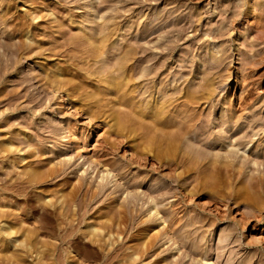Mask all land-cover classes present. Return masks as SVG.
<instances>
[{
	"label": "rangeland",
	"instance_id": "374dc122",
	"mask_svg": "<svg viewBox=\"0 0 264 264\" xmlns=\"http://www.w3.org/2000/svg\"><path fill=\"white\" fill-rule=\"evenodd\" d=\"M143 29L147 32H144L146 35L140 33L144 35L140 43L150 46V54L145 56L150 60L134 64V60L129 59L128 64L140 69L163 56L161 61L166 67L155 82L143 79L139 71L133 76L138 91L142 88L141 93H136L139 102L151 98L150 85L159 92L163 90L164 95L153 88V96L159 98L174 91L172 99L175 101L171 99L173 105L166 111L179 120L190 119L191 128L182 136L194 135L193 125L202 123L203 119L209 122L210 128H215L213 133L209 131L214 134L213 138L216 140L222 135L226 142L210 149L211 154H215L212 158L222 150L219 154H224L228 160L230 157L224 149L237 147L234 150L237 165L243 166L245 160L249 162L243 174L257 173L258 169L264 174V160L254 159L256 156L243 157L251 151L257 137L264 141V128L256 127L257 123L264 122V0H0V264H201L202 259L204 264L208 259L216 264H241L247 254L254 257L252 262L255 263L259 254L264 255L263 246L246 245L253 235L249 227H245V219L240 218L247 210L243 193L250 189L243 183L246 181L240 174L242 167L237 172L230 171L225 161L222 165L219 163L217 156L211 163L189 158L186 166L188 163L185 165V160L178 155L181 147L176 148V152L163 143H159L161 147L156 146L157 143L154 146L144 142L143 145L141 141L142 147L138 141L139 151H135L127 117V123L126 119L123 121L126 125L121 124L125 129L119 127L120 124L118 127L111 124L107 115L97 117L99 126L89 139L88 152L84 148L79 153L74 147L75 140L79 142V139L73 140L72 134L79 131L85 115L81 112L83 116L80 113L72 116L73 113H66L67 107H57V94L61 93L67 101L72 100L75 109L83 106L84 101L97 100L101 94L96 92L102 90L94 88L97 72L113 66L111 62L114 64L123 51H128L130 42L139 39ZM98 44L106 46L96 53V46L94 49L92 46ZM221 54L223 60L218 59ZM246 55L250 57L249 65ZM90 66L95 69V75ZM51 69L66 78L64 81L60 75L59 81L63 82L58 85L64 87L57 85L63 90L54 92L56 96L45 83L46 79H42L46 70ZM114 74L119 76L120 72L116 70ZM242 75H248L252 81L250 97L246 99L243 98L246 82L242 78L232 81ZM112 81L108 90L113 89V83L115 85V80ZM204 82L212 94L208 98L199 92L205 88ZM185 93L199 99L189 102ZM246 102L261 110L263 116L252 122L254 129L243 125L247 121L245 114L250 112L244 108ZM174 103L180 106L177 110ZM24 117L28 119L23 121ZM69 118L78 119L73 129L68 125ZM11 120L15 127L9 131L5 124ZM107 120L110 126L115 124L117 128L105 126ZM139 126L142 128L141 124ZM86 128L82 130L88 131ZM107 128L110 134L114 131L111 138L116 139L117 146L111 141L105 146L113 145L105 149L106 153L101 151L97 159L110 157L112 164L115 161L121 164L115 165L118 169L111 167L109 172L115 175L108 177L103 175L107 172L105 166L89 158L93 154L96 133L103 135L106 130L109 135ZM18 130L41 131L32 143L21 145L19 154L6 149L5 143L12 137L15 142L23 138L22 134L18 138ZM211 134L210 139L215 141ZM244 135L249 142L246 146L238 144ZM119 136L125 137L126 143L123 140L120 143ZM227 141L238 145L227 147ZM160 147L162 151L158 155ZM21 155L26 159L22 161ZM218 163L221 169L223 164L226 168L220 170ZM60 167H64L63 170L56 173ZM155 208L160 219L154 215ZM257 231L264 238V220ZM262 258L264 260V256Z\"/></svg>",
	"mask_w": 264,
	"mask_h": 264
},
{
	"label": "bare ground",
	"instance_id": "6f19581e",
	"mask_svg": "<svg viewBox=\"0 0 264 264\" xmlns=\"http://www.w3.org/2000/svg\"><path fill=\"white\" fill-rule=\"evenodd\" d=\"M257 26V25H256ZM262 27V26H261ZM145 28V27H144ZM147 28V27H146ZM261 29V28H260ZM263 29V28H262ZM259 30V29H258ZM149 31V30H148ZM144 32L146 33L147 32V29H143V32H139V34L140 33H143L144 34ZM260 34V33H259ZM142 34H140V36H141ZM144 35H146V34H144ZM144 35L143 36H141L139 39H135V41L133 40L132 42H133V44H132V42H130L131 43V45L129 46L130 48L129 49H127L128 51H123V54H122V56H119V57H121V58H119V59H117V60H115L116 62L113 64V62H111L112 63V65L113 66H111L110 68H107V69H104V70H100V71H98L97 69V74L98 75H96L95 77V79L94 80H96L95 81V85L96 86H94V88L96 89V88H99V90L100 89H102L101 91H99V93L98 92H96V94H101L100 95V97H99V95H97L99 98L96 100V98H95V101H93V102H86L85 103V101H84V104H83V106L81 105V107L79 108V109H77V107H76V109H75V107H74V105L72 104V102L71 101H67L66 100V98L60 93V94H57V99L59 100V104L57 105V107H67V109H68V112H66V113H73V115L72 116H78L79 114L78 113H80V115H81V112L83 113V115H85V116H83V115H81V116H83L84 117V121L81 123V125H79V131L78 132H74L72 135H74V136H72V137H74V139L73 140H75V138H77V139H79V142H77L78 140H75L76 142H74L75 144V148H77V150H78V152L80 153V151L82 150V149H84V148H86V151H87V149L89 148V145H91V143L89 142L90 140H91V138L93 137L92 136V134H93V130H95V128H97L98 126H99V124H98V121L99 120H97V117H101V116H106L107 115V118L106 119H108V116L110 117V119H111V121H112V123L111 122H109L108 120H107V122L109 123H107V124H105V126L107 125V126H110V123L111 124H113V123H115L116 125H117V127H118V124H120L119 125V127H121L122 125L121 124H123L124 122L125 123H127V119L129 120L128 121V123H130L131 124V127H128V128H131L130 129V131H131V138H132V148H134V150L136 151V150H138V146H139V144H141L142 145V142H143V145H144V142L148 145V144H150L151 143V145H154V143H157L156 144V146H158V145H160L159 143H161V145H162V143H163V145H164V147H167V148H172L173 150H176V152H177V149H179L180 147H181V149L180 150H178V155L180 156V159L181 160H187V159H189V158H191V159H195V160H197V158H199V160H200V158L202 159L201 161L203 162H213V160L212 159H214L216 156V158H217V160H219V163L222 165V162H224V164L225 165H227L226 167H228V168H226V167H224L225 165L223 164V169H230V171H231V169H232V171L233 170H238V168H240V167H242V168H240V169H242V172H240V170H239V172H240V174L241 175H244V177H245V181L246 182H243L244 183V185L246 184V186L248 185V187L250 188V189H252V188H254L255 190H253L255 193H256V195H254L255 197H256V201H254L253 200V193L254 192H251V190L250 189H248L247 191H244L245 193H243L244 194V197L243 198H245V202H246V204H245V206H247V210L245 211H243L242 212V214H240L241 215V217L240 218H244L245 219V221H244V219H242L244 222V224H245V227H249V230H250V232L252 233V241H250V242H248V243H246V245H247V247L248 246H251L252 248L253 247H255V248H259L260 246H263V248H264V238L263 237H260V234H259V231H257V229L260 227V222H262V220H264V218L262 217L263 216V214H264V174H263V172H259L260 170L258 169V172L257 173H249V174H243L244 172V168H246L247 169V166H246V163H249V162H247L246 160H245V162L243 163V162H241V163H243L244 165L242 166V164H240L239 163V165H241L240 167L237 165V163L238 162H236L235 161V157H236V152H234V150H236L237 149V147H236V149H234L233 147L230 149L228 146H231V145H236L237 143H230L229 144V142L227 141V149H224V151L226 150V153H227V155H228V157H230L228 160H225L226 158H224L223 156H225L224 154L221 156V154H219L220 153V151H222V150H220L219 151V153H216V156L214 157V158H212V155L214 154H211V152H210V149H213V148H215L216 146H219V145H224V143H226V142H224L225 140H222V135H220V136H218V138L215 140L214 138H213V135L209 132V131H211L212 133H213V131H215L212 127L210 128V124H208L209 122H206V121H204L203 119H202V123H199V124H197V125H193V122H192V125H193V129L194 130H196V132L194 133V135H189V136H186V137H184V136H182L183 135V133L186 131V132H188L187 131V129H189V127L191 126V122H190V119H181V120H179L177 117H174V115H170V114H167V111H166V109H167V107H169L170 105H173V102H171V99L173 98L172 96H173V92L171 93V91H170V93L171 94H169L168 96L165 94V96L166 97H164V96H162L161 97V95H159L160 96V98L157 96L156 97V95H154L153 96V94H155L154 93V90L157 88V87H153V88H155V89H153L152 88V86L150 85V86H148V90L150 91V92H148L149 94V96L151 95V98L149 99V100H147L146 102H145V100L148 98L147 96L148 95H146L145 97H147L145 100H144V102L142 101L141 103L139 102L140 100L139 99H137V97H136V93L138 92L139 93V91H140V93H141V90H142V88H141V90H139L138 91V86L136 85V83H135V81H134V75L135 74H137V72L139 71V73H141V76L143 77V79H153V81L155 80L156 81V79H158L159 80V78H160V76L164 73L163 72V70H164V68L166 67V64H165V62H163V61H161V59L163 58V56H162V58L161 59H158L157 60V58H156V60L157 61H155V62H153L152 61V63H150V65H148V66H146V67H144V68H138L139 66H137L136 68H133V67H131L130 66V64H128V60L130 59H132V60H134V64H136V62L137 61H143L144 59L147 61V60H150V59H146L147 57H148V54H150L149 52L151 51V48H150V46H148V44H142V42L140 43V39H144L143 37H144ZM149 36V35H148ZM259 37V36H258ZM144 42H145V40H144ZM99 43V42H98ZM92 44V43H91ZM97 44V43H96ZM95 46H96V53H99L98 51H99V49H101L102 47H104V46H106V45H104V44H98V45H94V46H92V49H94L95 48ZM174 46V45H173ZM94 47V48H93ZM112 47V46H111ZM170 47V46H169ZM109 48V47H108ZM104 49V48H103ZM110 49V48H109ZM102 50V49H101ZM100 50V51H101ZM167 51V50H166ZM101 52H105V50L104 51H101ZM162 52V51H161ZM93 53V52H92ZM91 54V53H90ZM93 55V54H92ZM159 55V54H158ZM89 56V55H88ZM91 56V55H90ZM95 56V55H94ZM93 56V57H94ZM145 56H146V58H145ZM225 56V55H224ZM247 56V55H246ZM245 56V60L247 61L246 62V64L247 65H249V62L251 63V61L249 60L250 59V57H246ZM96 57V56H95ZM94 57V58H95ZM157 57V56H156ZM227 57V56H226ZM92 58V57H91ZM98 58V57H97ZM155 58V57H154ZM153 58V59H154ZM152 59V60H153ZM219 60H223L224 59V57H223V55L221 54V56L218 58ZM93 60V59H92ZM252 60V59H251ZM97 61V60H96ZM106 62V61H105ZM98 63V62H97ZM96 63V64H97ZM139 63L140 62H138V64L137 65H139ZM143 63H144V61H143ZM148 63V64H149ZM106 64H107V62H106ZM108 65V64H107ZM110 65V64H109ZM182 65V64H181ZM93 66V65H92ZM103 66V65H102ZM136 66V65H135ZM245 66V65H244ZM54 67H56V66H54ZM84 67V66H83ZM185 67V66H184ZM53 68V67H52ZM89 68V67H88ZM87 68V69H88ZM90 68H91V66H90ZM89 68V69H90ZM93 68V67H92ZM92 68H91V71L93 72V71H95V69L94 70H92ZM98 68V67H97ZM106 68V67H105ZM169 68H171V67H169ZM6 69V68H5ZM88 69V70H89ZM248 69V68H247ZM87 70V71H88ZM116 70H118L119 72H120V74H118L119 76H115V74L113 75V71H116ZM209 70V69H208ZM91 71H90V73H91ZM141 71V72H140ZM4 72V71H3ZM89 72V71H88ZM163 72V73H162ZM1 73V72H0ZM40 73L41 72H39V75H40ZM46 74H44L43 76H42V79L44 78V80L46 79V84L49 86V88H51L52 89V91H53V93L55 92V93H59V92H61L62 90H60L59 89V87L58 86H60L62 83H61V81H62V79H61V81H59L60 80V78L62 77V75H61V73H59V72H56V70L54 71L53 69H51L50 71H47L46 70V72H45ZM64 73V72H63ZM94 73V72H93ZM93 73H91V74H93ZM115 73V72H114ZM151 74V75H150ZM208 74V73H207ZM60 75H61V77H60ZM94 75H95V73H94ZM139 75V74H138ZM140 76V75H139ZM236 76H238V75H236ZM60 77V78H59ZM136 77H137V75H136ZM183 77V76H182ZM207 77V76H206ZM63 78V77H62ZM115 78V79H114ZM166 78V77H165ZM243 79V81L244 82H246L245 84V89H244V94L246 95V96H243V98L245 97V99L246 98H248V96L250 95V91H251V80H250V78H249V76L248 75H242V76H239V77H237V78H233V80L232 81H237V80H240V79ZM252 78V77H251ZM64 79V78H63ZM116 79H117V81H116ZM130 79L132 80V82L130 83ZM137 79V78H136ZM135 79V80H136ZM138 79H139V77H138ZM164 79V78H163ZM21 80V79H20ZM112 80H115V85H114V83H113V89H112V87H111V89L110 90H108V85L110 86V82H113ZM162 80V79H161ZM209 80V79H208ZM17 81H19V80H17ZM22 81V80H21ZM21 81H19V82H21ZM40 81V80H39ZM42 81V80H41ZM57 81H58V83H57ZM64 81H66V78L64 79ZM141 81H144V80H141ZM141 81H140V83H141ZM154 81V82H155ZM163 81V80H162ZM203 81V80H202ZM63 82V81H62ZM161 82V81H160ZM209 82V81H208ZM207 82V83H208ZM60 83V85H58ZM172 83H173V81H172ZM199 83H201V82H199ZM203 83V82H202ZM66 84V83H65ZM67 84H69V83H67ZM93 84V83H92ZM112 84V83H111ZM204 84H205V82H204ZM58 85V86H57ZM63 85H64V83H63ZM86 85H88V84H86ZM146 85V84H145ZM147 85H149V83L147 84ZM146 85V86H147ZM158 85H159V83H158ZM200 85V84H199ZM60 87H64V86H60ZM85 87V86H84ZM90 87V86H89ZM178 87V86H177ZM205 88H201V91H199V92H201V95H207L206 97L208 98V96H210V95H212V94H210L209 93V91L210 90H208L209 89V86L208 85H206L205 84V86H204ZM91 88V87H90ZM104 88V89H103ZM147 88V87H146ZM146 88H144V89H146ZM160 88V90H161V87H159ZM83 89H85V88H83ZM93 89V88H92ZM92 89L90 90V92H92ZM158 89V88H157ZM156 89V90H157ZM179 88H177L176 90H178ZM215 89V88H214ZM50 90V89H49ZM67 90V89H66ZM81 90V89H80ZM14 90H12V92H13ZM77 91V90H76ZM86 91V90H85ZM94 91V90H93ZM158 91V94L159 93H162L163 92V90H161L160 92H159V90H157ZM84 92V91H83ZM82 92V93H83ZM146 93H147V89H146V91H145ZM145 92H143V94L145 93ZM176 92H178V91H176ZM193 91L191 90V92L190 93H192ZM198 92V91H197ZM54 93V94H55ZM73 93V92H72ZM137 93V94H138ZM179 93H180V91H179ZM195 93V92H194ZM242 93H243V91H242ZM163 94V93H162ZM241 94V93H240ZM11 95V94H10ZM18 95V94H17ZM84 95V94H83ZM82 94H81V96H83ZM92 96H93V94H91ZM95 95V94H94ZM141 95V94H140ZM164 95V94H163ZM185 95H186V93H185ZM184 95V96H185ZM190 94H188L187 93V95L185 96V97H187L186 99H188L187 101H195V100H198L199 99V97L197 96V97H190L189 96ZM194 95V94H193ZM202 96V97H205V96ZM12 96H14V95H12ZM20 96V95H19ZM18 96V97H19ZM55 96H56V94H55ZM73 96H75V95H73ZM80 96V97H81ZM11 97V96H10ZM9 97V98H10ZM16 97V96H15ZM76 97V96H75ZM74 97V98H75ZM77 97H78V95H77ZM76 97V98H77ZM144 97V98H145ZM190 97V98H189ZM201 97V98H202ZM250 97V96H249ZM94 98V97H93ZM210 98V97H209ZM230 98V97H229ZM16 99V98H15ZM83 99V98H82ZM174 99V98H173ZM172 99V100H173ZM206 99V98H205ZM250 99V98H249ZM12 100H14L13 98H12ZM17 100H19L18 98H17ZM69 100V99H68ZM75 100V99H74ZM78 100V99H77ZM86 100V99H85ZM1 101V100H0ZM40 101V100H39ZM42 101V100H41ZM83 101V100H82ZM128 101V102H127ZM173 101H175V100H173ZM246 101V100H245ZM11 103L13 102V101H10ZM9 102V103H10ZM15 102H16V100H15ZM210 102V101H209ZM74 103V102H73ZM188 103V102H187ZM1 104H2V102H1ZM75 104V103H74ZM245 104V103H244ZM249 104V102H246V104H245V106H244V108L245 109H247V110H249L250 112H247L246 114H245V117L247 118V121H246V123L245 124H243V125H245V127L246 128H251V129H254L255 127L253 126V123H254V121H256V120H260V118H262L263 116L262 115H260L261 114V110H258V109H255V108H252L250 105H248ZM117 105H119V107H117ZM143 105H145V107H143ZM174 105H175V107H174V110H175V108H176V110L178 109V107H180L178 104H175L174 103ZM243 105V104H242ZM13 106V105H12ZM11 106V107H12ZM40 106H42L41 105V103H40ZM77 106V105H76ZM120 106H121V108H120ZM122 106H123V108L124 107H126V109H125V111H124V109H122ZM173 108V107H172ZM172 108H170V110L172 109ZM190 108V107H189ZM180 109H182V108H180ZM35 110V109H34ZM74 110H76V112L74 111ZM170 110H169V113H170ZM173 110V109H172ZM187 110V109H186ZM189 110V109H188ZM172 112V111H171ZM174 112V111H173ZM180 112V111H179ZM186 112V111H185ZM188 112V111H187ZM33 113V112H32ZM154 113V114H153ZM176 113V112H175ZM174 113V114H175ZM199 113V112H198ZM264 113V112H263ZM62 115H64V114H62ZM205 115V114H204ZM175 116H180V115H176L175 114ZM185 116V115H184ZM126 117H127V119H126ZM198 117H199V115H198ZM207 117H209V116H207ZM183 118V117H182ZM186 118V117H185ZM195 118H197V117H195ZM2 119V118H1ZM28 118L27 117H24L23 118V121H26ZM53 119V118H52ZM68 119V118H67ZM103 119V118H102ZM126 119V121H124ZM20 120V119H19ZM50 121H51V119H49ZM69 123H68V125L73 129V127L72 126H74V127H76V124H77V122H78V119H71V118H69ZM3 121V120H2ZM49 121V122H50ZM106 121V120H105ZM114 121V122H113ZM124 121V122H123ZM199 121V120H198ZM203 121L205 122V123H203ZM208 121V120H207ZM7 122V124H5ZM6 122H4V124L5 125H8L7 127L9 128V131H11V130H13V127H15L14 126V121H6ZM16 122V121H15ZM22 122V121H21ZM28 122V121H27ZM55 122V121H54ZM68 122V121H67ZM103 123H105L104 122V120L102 121ZM253 122V123H252ZM23 123V122H22ZM26 123V122H25ZM25 123H24V125H25ZM30 123V122H29ZM51 123H52V121H51ZM124 123V125H126ZM45 124V123H44ZM47 124V123H46ZM49 124V123H48ZM114 124V126H110V128H112V127H116V125ZM139 124H141L142 125V128L139 126L138 127V125ZM258 124V125H257ZM256 125V127L257 128H264V122H259V123H257ZM2 125V124H1ZM55 125V124H54ZM128 125V124H127ZM37 126V125H36ZM43 126V125H42ZM52 126V125H51ZM85 126H87V128H88V131H84V130H82L83 129V127H85ZM130 126V125H129ZM45 127V126H44ZM48 127H50V125L48 126ZM68 128V129H71V128ZM116 127V128H117ZM126 127V126H125ZM244 127V126H243ZM7 128V129H8ZM27 128V127H26ZM77 128V129H78ZM86 128V129H87ZM115 128V129H116ZM122 128H124L123 126H122ZM122 128H121V130H122ZM141 130H140V129ZM191 128V127H190ZM18 129V128H17ZM21 129V128H20ZM25 129V128H24ZM38 129V128H37ZM40 130L42 129V128H39ZM108 129V133L109 132H111L110 130H109V128H107ZM113 129V128H112ZM119 129V128H118ZM125 129V128H124ZM233 129V128H232ZM114 130V129H113ZM120 130V131H121ZM129 130V129H128ZM192 130V129H191ZM217 130V129H216ZM260 130V129H259ZM8 131V130H7ZM15 131V130H14ZM13 131V132H14ZM70 131V130H69ZM119 131V130H118ZM119 131V132H120ZM206 131H207V133L209 132L211 135H212V138L215 140V141H213L212 139H210V134L208 133H206ZM231 131V130H230ZM255 131V130H254ZM39 132H41V131H39ZM39 132H36V133H28L27 132V130L25 131V130H18L16 133H17V135H19L18 136V138H20V135L22 134L24 137L23 138H20V139H17V140H19V141H13L14 139H13V137L12 138H10V139H12V140H10L9 138V140L10 141H6L5 143H6V149H9V150H12L11 152H14V151H17V153L18 152H20L21 153V145L23 144V143H26V142H28V143H32V141H34L35 140V138H37L39 135H41V134H39ZM114 132V131H113ZM113 132H112V134H110L109 133V135L107 134L106 135V130H105V133L103 132V135H102V132H99L100 134H98V133H96V135H95V137H97V138H95V140H94V143L92 142V144H93V147H94V149L93 150H91V151H93V154H91V155H89V158H90V160H91V162H93V161H95L96 162V160H97V163L96 164H98L99 162L101 163V165L102 166H105L104 167V171L106 170L107 172H105V173H103V175L105 174L107 177L108 176H114L115 174H111V172H109V170L111 169V167L113 168L115 165H118L117 163H119V161H115L114 162V164H112V162H110V160L108 159V158H110V157H108L107 159H105V160H98L97 158H98V156L99 155H102V153L104 152V153H106L105 152V149H108L107 147H110V146H112L113 144H115V142H114V140H116V139H114V137H112L113 138V140H112V138H111V136H114L113 135ZM125 132V131H124ZM238 132V131H237ZM15 133V132H14ZM116 133L117 134H119L117 131H116ZM121 133H123V131L121 132ZM129 133V132H128ZM206 133V134H205ZM231 133V132H230ZM230 133H229V135H230ZM244 133V132H243ZM247 133V132H246ZM250 133H252V132H250ZM250 133H248V134H250ZM13 134V133H12ZM11 134V135H12ZM126 135H127V133H125ZM124 134V135H125ZM182 134V135H181ZM185 134H187V133H185ZM248 134H246V136H248ZM256 135H257V133H255ZM1 135V134H0ZM17 135H16V137H17ZM67 135H68V133H67ZM119 135H122L123 136V134H119ZM203 135H205L206 137H204ZM207 135L209 136V137H207ZM3 136V135H2ZM13 136V135H12ZM80 136H81V138H80ZM116 136V135H115ZM130 135H128V137H129ZM246 136L244 135V136H242V137H240L241 139H239L238 140V144L240 145V143L242 144V143H244V145L246 146L249 142H248V140L247 141H245V139H247L246 138ZM4 137V136H3ZM15 137V138H16ZM127 136H126V138L127 139H129ZM217 137V136H216ZM215 137V138H216ZM39 138V137H38ZM116 138V137H115ZM119 138H120V136H119ZM125 138V137H124ZM123 138V139H124ZM90 139V140H89ZM121 139V141H119L120 143L122 142V137L120 138ZM224 139V138H223ZM250 139H252V138H250ZM25 140V141H24ZM40 140V139H39ZM111 141H113V144L112 145H110V146H105V145H109V143H111ZM124 141V140H123ZM138 141H142L141 143L139 142V144H138ZM232 140H230V142H231ZM250 141V140H249ZM15 142V143H14ZM118 142V143H119ZM128 142H130L129 140H128ZM4 143V144H5ZM27 143V144H28ZM119 143V144H120ZM123 143V142H122ZM124 143H126L125 141H124ZM119 144H118V146H119ZM131 143H129V145H130ZM218 144V145H217ZM237 144V145H238ZM2 145H3V143H2ZM25 145V144H24ZM116 145V144H115ZM125 145V144H124ZM128 145V144H127ZM128 145V146H129ZM140 145V146H141ZM142 145V147H144ZM146 145V146H147ZM160 145V146H161ZM243 145V146H244ZM5 146V145H4ZM117 146V145H116ZM115 146V147H116ZM131 146V145H130ZM155 146V145H154ZM24 147V146H23ZM148 147V146H147ZM162 147V146H161ZM161 147H160V149H158V152L160 151H162L161 150ZM163 147V148H164ZM226 147V146H225ZM5 148V147H4ZM131 148V147H130ZM131 148V149H132ZM149 149H150V146L148 147ZM154 148V147H153ZM157 148V147H156ZM162 148V149H163ZM177 148V149H176ZM221 148V147H220ZM112 149H113V147H112ZM112 149H111V153H112ZM115 149V148H114ZM127 149V148H126ZM139 149H141V148H139ZM144 149V148H143ZM142 149V150H143ZM146 149V148H145ZM152 149V148H151ZM166 148H164L163 150H165ZM14 150V151H13ZM110 150V149H109ZM133 150V151H134ZM148 150V149H147ZM147 150H145V151H147ZM171 150V149H170ZM173 150H171V151H173ZM181 150L182 151H184V153L182 154L181 153ZM209 150V151H208ZM214 150V149H213ZM101 151H103L102 153H100ZM106 151H108V150H106ZM127 151V150H126ZM129 151V150H128ZM127 151V152H128ZM134 151V153H136ZM139 151V150H138ZM157 151V150H156ZM155 151V152H156ZM166 151H167V149H166ZM170 151V152H171ZM212 151V150H211ZM10 152V151H9ZM88 152V151H87ZM144 152V151H143ZM149 152V151H148ZM150 152H151V150H150ZM154 152V151H153ZM160 152H159V154L158 155H160ZM169 152V153H170ZM175 152V151H174ZM217 152H218V149H217ZM237 152H239V149L237 150ZM138 153V152H137ZM166 153H168V151L166 152ZM235 153V154H234ZM19 154V153H18ZM23 154V153H22ZM78 154V153H77ZM130 154H132L133 155V153H130ZM129 154V155H130ZM139 154H140V152H139ZM142 154H145V153H142ZM157 154V153H156ZM162 154H163V152H162ZM174 154V153H173ZM32 155V154H31ZM30 155V156H31ZM106 155V154H105ZM109 155H110V153H109ZM115 155V154H114ZM132 155L130 156V157H132ZM215 155V154H214ZM242 155V154H241ZM240 155V156H241ZM246 155V154H245ZM25 156V155H24ZM24 156H22L21 155V157H20V159L23 161V160H25L26 159V157H24ZM81 156H83L82 154H79V157H81ZM104 156V155H103ZM106 156H108V155H106ZM105 156V157H106ZM111 156H112V154H111ZM134 156H136L135 154H134ZM140 156V155H139ZM139 156H138V158H139ZM143 157H145L144 155H142ZM142 156H141V158H142ZM157 156V155H156ZM220 156L221 157H223L224 158V160H223V158L222 159H220ZM238 156V155H237ZM253 157V156H256V157H253L254 159H256V158H260L262 161L264 160V141L263 140H261L260 138H258L257 137V140L255 139V141L253 142V145H252V147H251V151L249 150V153L246 155V156H243V157H246V159L247 158H249V157ZM17 157V156H16ZM186 157H188V158H186ZM227 157V156H226ZM250 157V158H251ZM32 158V157H31ZM71 158V157H70ZM99 158H100V156H99ZM104 157H102V159H103ZM115 158V157H114ZM140 158V159H141ZM158 158V157H157ZM175 158V157H174ZM96 159V160H95ZM111 159V158H110ZM113 159V158H112ZM132 159V158H131ZM134 159V158H133ZM135 159H137V157H135ZM209 159V160H208ZM245 159V158H244ZM260 159H258V160H260ZM32 160V159H31ZM124 160V159H123ZM139 160V159H138ZM177 160H179V159H177ZM176 160V161H177ZM198 160V161H199ZM208 160V161H207ZM223 160V161H222ZM251 160V159H250ZM37 161V160H36ZM133 161V160H132ZM132 161H129V162H132ZM184 161V164L185 163H188L186 166H188L189 165V162L188 161H186L185 162ZM190 161V163H192L193 162V160H189ZM192 161V162H191ZM198 161H197V163H198ZM216 161V160H215ZM253 161H257V160H253ZM138 162V161H137ZM196 162V161H195ZM194 162V163H195ZM203 162V163H204ZM217 162V161H216ZM33 163V162H32ZM70 163H71V161H70ZM86 163V162H85ZM94 163V162H93ZM92 163V164H93ZM116 163V164H115ZM122 163V162H121ZM181 163V162H180ZM219 163L217 164V165H219ZM258 164H259V162H257ZM260 163H261V161H260ZM66 164V163H65ZM65 164H63V165H65ZM68 164V163H67ZM154 164V163H153ZM183 164V163H182ZM183 164V165H184ZM201 164V163H200ZM205 164H207V163H205ZM216 164V163H215ZM253 164H255V163H253ZM31 165V164H30ZM35 165V164H34ZM34 165L32 166L33 168H34ZM89 165V164H88ZM119 165L121 166V164L119 163ZM118 165V166H119ZM125 165V164H124ZM204 165V164H203ZM210 165H212V164H210ZM248 165V164H247ZM26 166V165H25ZM117 166V167H118ZM128 166V165H127ZM180 166V165H179ZM214 166V165H213ZM220 166V165H219ZM219 166L217 167L218 168V170H219ZM29 167V166H28ZM116 166H115V168H117ZM126 167V166H125ZM125 167H122V168H125ZM193 167V166H192ZM215 167V166H214ZM26 168V167H25ZM63 168L64 167H60V169H57V171H56V173L57 172H59V170L61 171V170H63ZM114 168V169H115ZM56 169V168H55ZM118 169V168H117ZM121 169V168H120ZM188 169V168H187ZM190 169V168H189ZM223 169H221V166H220V170H223ZM125 170V169H124ZM123 170V171H124ZM194 170V169H193ZM219 170V171H220ZM55 171V170H54ZM127 171V170H126ZM216 171V170H215ZM226 171V170H225ZM234 171V172H235ZM112 172H113V170H112ZM221 172V171H220ZM237 172V171H236ZM235 172V173H236ZM239 172H238V174H239ZM247 172V171H246ZM219 173V172H218ZM119 174V173H118ZM180 174H182V173H180ZM179 174V176H182V175H180ZM184 174H185V172H184ZM234 174V173H233ZM232 174V175H233ZM57 175V174H56ZM191 175V174H190ZM122 176V175H121ZM234 176V175H233ZM116 177V176H115ZM114 177V178H115ZM106 178V177H105ZM110 178V177H109ZM113 178V177H112ZM196 178V177H195ZM234 178H236V176L234 177ZM187 179V178H186ZM192 179H194V176H193V178ZM232 179V178H231ZM241 179H242V177H241ZM80 180H83V179H80ZM104 180V179H103ZM110 180V179H109ZM109 180H107V181H109ZM112 180V179H111ZM115 180V179H114ZM135 181H136V179H134ZM133 180V181H134ZM174 180V179H173ZM242 180H244V178L242 179ZM87 181V180H86ZM113 181V180H112ZM195 181V180H194ZM104 182V181H103ZM102 182V183H103ZM85 183V182H84ZM108 183V182H107ZM125 183V182H124ZM170 183V182H169ZM168 184V183H167ZM84 185V184H83ZM103 186V185H102ZM104 187V186H103ZM203 187V186H202ZM248 187H246V188H248ZM152 188V187H151ZM241 189H243V187L241 188ZM156 190V189H155ZM93 191V190H92ZM193 191V190H192ZM242 192V191H241ZM99 193V192H98ZM192 193V192H191ZM252 193V194H251ZM254 193V194H255ZM162 195H164V194H162ZM97 196V195H96ZM242 196V195H241ZM241 196H240V198H241ZM254 197V198H255ZM156 199V198H155ZM238 199V198H237ZM234 200V199H233ZM236 200V199H235ZM239 200V199H238ZM253 200V201H252ZM89 201V200H88ZM155 201V200H154ZM153 201V202H154ZM237 201V200H236ZM241 201V200H240ZM159 202V201H158ZM157 202V203H158ZM88 204V203H87ZM155 206V205H154ZM244 207V206H243ZM244 208H246V207H244ZM156 209V208H155ZM150 210V209H149ZM238 210V209H237ZM236 211V210H235ZM219 212V211H218ZM225 212V211H224ZM222 213V212H221ZM159 212L157 211V209H156V211L154 212V215H155V217L156 218H159L160 219V217H159ZM224 214V213H223ZM221 215V214H220ZM94 224V223H93ZM96 225V224H95ZM94 227H96V226H94ZM262 227V226H261ZM97 228V227H96ZM98 229V228H97ZM252 230V231H251ZM261 233V232H260ZM262 236H264V235H262ZM233 239H235V238H233ZM232 243V242H231ZM233 243H234V241H233ZM225 245V244H224ZM238 245V244H237ZM250 247V248H251ZM206 253H208V252H206ZM261 253V252H260ZM263 253V252H262ZM219 256H220V254H219ZM262 256H264V255H262V254H259V256L257 257V259H256V262L257 263H255V262H252V259L254 258L253 256H249L248 254H247V256H244V258H242V261H241V264H253V263H255V264H262V262H264V260H263V258H262ZM207 257L208 256H205V259H207ZM200 260V259H199ZM240 260V259H239ZM203 262L204 260L202 259V260H200V262ZM254 261V260H253ZM201 262V264H204V263H202ZM230 263V262H229ZM206 264H216V263H214V261L212 262L211 260H207L206 261Z\"/></svg>",
	"mask_w": 264,
	"mask_h": 264
}]
</instances>
